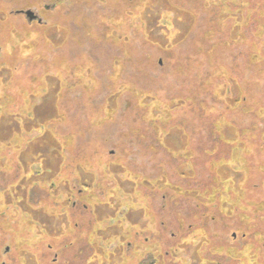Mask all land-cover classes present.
Returning a JSON list of instances; mask_svg holds the SVG:
<instances>
[{"label": "rangeland", "instance_id": "1", "mask_svg": "<svg viewBox=\"0 0 264 264\" xmlns=\"http://www.w3.org/2000/svg\"><path fill=\"white\" fill-rule=\"evenodd\" d=\"M2 262L264 264V0H0Z\"/></svg>", "mask_w": 264, "mask_h": 264}, {"label": "water", "instance_id": "2", "mask_svg": "<svg viewBox=\"0 0 264 264\" xmlns=\"http://www.w3.org/2000/svg\"><path fill=\"white\" fill-rule=\"evenodd\" d=\"M31 13H32L31 11H28V12H27V15L29 16V14H31ZM30 18H34V17H30ZM1 264H7V263L2 262Z\"/></svg>", "mask_w": 264, "mask_h": 264}]
</instances>
